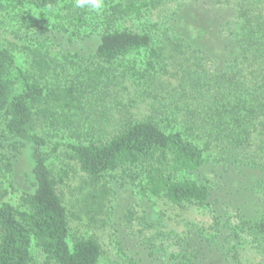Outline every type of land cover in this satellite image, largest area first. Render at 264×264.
I'll use <instances>...</instances> for the list:
<instances>
[{"label":"trees","instance_id":"1","mask_svg":"<svg viewBox=\"0 0 264 264\" xmlns=\"http://www.w3.org/2000/svg\"><path fill=\"white\" fill-rule=\"evenodd\" d=\"M0 1L20 10L55 13L67 34H81L89 27V11L76 8L74 0ZM155 1L119 0L102 13L99 44L89 57L79 60L81 79L75 83L38 84L0 47V118L4 127L0 164L12 172L27 150L32 160L27 176L30 191L21 198L22 208L9 203L0 206V264H32L34 243L45 256L44 264H101L102 249L96 239L69 242L68 212L58 194L59 181L47 165L48 140L35 127L70 132L72 113L108 94L112 68L130 55L145 51L146 72L157 68L168 45L164 37L159 41L162 46L156 47L155 36L148 31L117 29L125 19H142ZM213 1L217 18L227 20L219 33L224 55L218 63L208 62L199 50L192 49L181 84L183 100L187 105L194 101L199 108L192 115L199 119L192 122L205 136L188 138L172 123L163 127L152 120L127 121L116 126L109 137L90 138L70 147L81 170L94 183L119 169L139 172L143 176L139 188L145 194L202 208L209 205L212 192L192 176L206 167L208 153L217 145L223 172L236 167L257 175L246 187L259 203L256 214L251 217L240 208L225 209L229 219L225 228L236 238L245 233L252 236L264 249V0ZM180 41L174 40L177 49L189 47L188 43L179 47ZM203 63H210L209 68ZM220 219L215 215V223ZM192 252L184 264H193L196 249Z\"/></svg>","mask_w":264,"mask_h":264},{"label":"rangeland","instance_id":"2","mask_svg":"<svg viewBox=\"0 0 264 264\" xmlns=\"http://www.w3.org/2000/svg\"><path fill=\"white\" fill-rule=\"evenodd\" d=\"M118 2L104 0L100 14L89 11V27L74 35L64 32L55 13L20 10L0 1V47L38 84L75 83L81 79L79 60L89 57L99 44L100 16ZM213 2L156 0L142 19L120 22L118 30L152 33L156 47L162 46L159 41L165 38L168 45L157 68L146 72L145 51L130 55L112 68L108 94H101L92 105L72 113L74 125L70 132L55 133L45 126L35 127L48 140L47 165L59 181L58 194L68 212L69 242L96 239L102 249L101 264H184L193 249V264H264V249L256 239L246 233L236 238L232 230L225 228L229 223L225 209L240 208L251 217L256 214L259 203L246 187L257 175L251 169L236 167L223 172L217 145L208 153L206 167L192 176L212 192L209 205L202 208L175 205L165 198L145 194L139 188L143 178L139 172L119 169L94 183L81 170L70 147L90 138L109 137L116 126L127 121L152 120L163 127L172 123L188 138L198 140L205 136L204 130L192 122L199 119L192 117L199 108L194 101L187 105L183 100L181 84L187 75L191 51L199 50L208 62L218 63L224 55L219 33L220 25L227 20L219 15L217 18ZM177 39L181 40L179 47L187 43L189 47L177 49ZM65 56L73 59L67 61ZM42 62L48 67L47 72L41 67ZM203 64L209 68L210 63ZM2 130L0 118V134ZM31 166L28 150L19 156L12 172L0 164V206L9 203L22 208L21 198L30 191L27 176ZM215 215L221 217L218 223ZM32 255V264L45 263L44 254L35 243Z\"/></svg>","mask_w":264,"mask_h":264},{"label":"clouds","instance_id":"3","mask_svg":"<svg viewBox=\"0 0 264 264\" xmlns=\"http://www.w3.org/2000/svg\"><path fill=\"white\" fill-rule=\"evenodd\" d=\"M74 6L78 9H86L100 14L104 8V0H74Z\"/></svg>","mask_w":264,"mask_h":264}]
</instances>
